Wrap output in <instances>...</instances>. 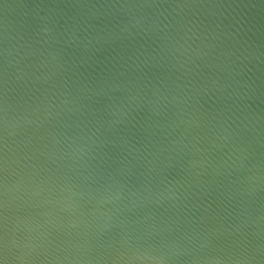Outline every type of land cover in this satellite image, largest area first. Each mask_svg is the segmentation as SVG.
<instances>
[{"label": "water", "instance_id": "water-1", "mask_svg": "<svg viewBox=\"0 0 264 264\" xmlns=\"http://www.w3.org/2000/svg\"><path fill=\"white\" fill-rule=\"evenodd\" d=\"M0 264H264V0H0Z\"/></svg>", "mask_w": 264, "mask_h": 264}]
</instances>
